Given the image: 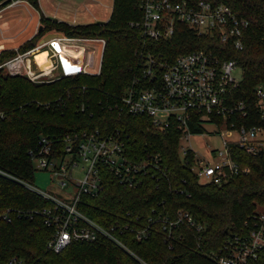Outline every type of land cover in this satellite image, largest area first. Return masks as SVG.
<instances>
[{"label": "trees", "instance_id": "1", "mask_svg": "<svg viewBox=\"0 0 264 264\" xmlns=\"http://www.w3.org/2000/svg\"><path fill=\"white\" fill-rule=\"evenodd\" d=\"M143 1L114 0V10L105 24L70 25L42 18L37 37L55 31L65 37L107 40L99 77L34 85L24 77L0 72V113L9 117L2 124L0 169L19 180L33 185L36 168L31 152L43 135L64 137L100 130L126 138L131 158L159 156L160 168L141 175L134 188L123 187L103 168V190L96 196L83 195L78 207L103 227L114 222L122 228L131 224L134 232L125 231L120 240L133 255L103 238L95 243H72L60 253L48 250L52 231L43 220L38 216L19 218L15 211L42 209L50 202L24 185L0 177V212L12 211L11 223L0 220V264L14 257L27 264H216L212 253H218L228 238L246 234L245 224L259 208L264 209V150L248 155L233 145L234 159L250 173L236 175L223 185L201 184L192 170V156H181L180 131L175 127L157 131L148 117L115 109L134 77L139 51L145 44L141 31L130 25L142 19ZM207 1L228 5L250 22L243 50L223 43L217 35L198 37L184 24H178L170 44L146 42V46L172 58L204 49L222 60H235L243 73L237 94L247 100L264 84V0ZM36 38L24 49L35 46ZM12 55L5 53V57ZM192 130L195 134L203 132L193 126ZM179 212L188 213L196 225L183 221L169 226L167 220L177 221ZM197 226L203 230L198 231ZM148 227L150 234L137 240L136 230ZM255 264H264V252Z\"/></svg>", "mask_w": 264, "mask_h": 264}, {"label": "built area", "instance_id": "2", "mask_svg": "<svg viewBox=\"0 0 264 264\" xmlns=\"http://www.w3.org/2000/svg\"><path fill=\"white\" fill-rule=\"evenodd\" d=\"M8 1L9 5L0 12L22 6L31 17L33 12L38 14L39 23L33 39L36 38L45 17L40 0ZM141 8L142 19L130 25L141 31L145 44L139 51L134 77L115 109L131 116L148 117L157 131L165 132L171 127L180 131L181 156H192V170L200 179L205 178L206 184L223 185L236 175L249 174L250 169L242 168L234 159L232 147L237 145L248 155H257L264 150V84L256 87L252 97L241 100L237 94L241 82L234 74L240 66L235 60H222L204 49L172 58L160 50L147 48L146 42L168 45L177 34L178 24H184L198 37L217 35L223 43H232L236 50L241 51L250 22L239 17L230 6L214 5L207 0H144ZM0 34H3L1 28ZM95 44L99 48L94 52L90 46ZM106 47L107 40L101 37H65L57 33V36L44 38L29 49H24L23 45L11 50V57H5L6 51L0 52V72L10 77H24L34 85L85 76L99 77ZM41 55L45 56L46 68L39 63ZM7 120L8 115L0 113V136L2 124ZM210 123L224 127L229 135L239 134L234 141L223 140V150L216 154L219 161L214 164L197 154L191 144L190 147L182 144L190 143L195 134L192 126L200 128L203 131L200 134H203L204 126ZM127 147L126 138L100 130L75 136H40L37 148L31 152L35 168L52 172L61 191L74 182L76 193L69 203L0 169L1 178L20 183L50 202L42 209L16 210L15 214L19 218L40 217L46 228L52 231L47 249L54 253L62 252L72 243H95L103 238L133 255L120 240V235L125 231L134 232L131 224L122 228L119 222H114L103 227L78 209L83 195L96 196L103 190L100 176L103 168L117 177L125 188L136 187L141 175L152 168H160L159 156L131 158ZM80 166L84 176L76 180L70 172ZM0 220L11 223L12 211L0 212ZM183 221L191 226L196 225L185 212L178 213L177 221L167 220L169 226ZM245 226L246 234L228 238L218 253H212L211 258L216 264H255L258 261L264 252V211H257ZM197 230H203V226H197ZM149 234L150 227L136 230L137 240ZM5 264L27 263L14 257Z\"/></svg>", "mask_w": 264, "mask_h": 264}, {"label": "rangeland", "instance_id": "3", "mask_svg": "<svg viewBox=\"0 0 264 264\" xmlns=\"http://www.w3.org/2000/svg\"><path fill=\"white\" fill-rule=\"evenodd\" d=\"M8 0H0V9H3L2 5L6 3ZM86 0H40V8L41 11L43 12L45 17L52 18V15L58 11L63 10L65 5L71 3H75V8L77 12L73 11L72 15L76 13H80L79 17V24L82 25H88V24H95V23H106L110 20L112 12H113V1L112 0H89L87 1L88 3L85 2ZM94 1H97L96 4H94ZM100 1V2H99ZM92 5L93 8V16L89 15L86 7H90ZM22 7V6H19ZM23 9L21 10L20 8H17V10H9L7 11L8 14H13L18 12L21 14L16 21L12 22L10 26L14 25V29L12 31H5L3 30V34H0V52L4 48H11L15 47L19 48L22 44L25 42H28L32 36L35 34L34 31L37 29V20L39 22V16H35L34 14V19L31 22V25L28 29V31L21 35L18 34V32L24 28L29 21L31 20L30 16L27 14V10L22 7ZM91 8V7H90ZM2 11V10H1ZM86 13L87 16L84 15ZM9 24L5 25L3 28L6 29ZM7 30V29H6ZM20 33V32H19ZM18 34V37H14L15 35ZM35 36V35H34ZM5 37V38H4ZM10 39H6L9 38ZM44 39V36H39L35 39L34 45L39 44L42 40ZM6 41V42H5ZM99 48L98 44L90 46V49L92 51H96ZM95 56V55H94ZM93 56V57H94ZM236 78L242 82L243 78V73L241 68H237L236 71L234 72ZM164 118V116H162ZM239 138L238 133H234L233 135H229V132L224 128H219L213 124H206L204 126V133L203 134H193L190 140V143L183 142L182 144L185 146L190 147V144L193 148V150L205 157L210 163L214 164L219 161V157L216 155L220 150H223V140L226 141H234ZM215 153V155H214ZM81 167L77 168L76 170H73L70 172L72 176L76 180H81L84 176V174L81 171ZM35 181L33 185L38 188L39 190L46 192L58 199L64 200L66 202H71L70 198L74 196L76 193V188L74 187V182H70L69 186L64 190L61 191L60 188L57 185V179L54 177L52 172L49 171H42V170H37L35 172ZM207 180L205 178L200 179L201 184H206ZM261 210V208H259ZM258 210V211H259ZM264 211V209L262 210Z\"/></svg>", "mask_w": 264, "mask_h": 264}, {"label": "crops", "instance_id": "4", "mask_svg": "<svg viewBox=\"0 0 264 264\" xmlns=\"http://www.w3.org/2000/svg\"><path fill=\"white\" fill-rule=\"evenodd\" d=\"M69 1H72V0H69ZM88 0H86L85 2L86 3H88L87 2ZM91 0H89V2H90ZM113 1V0H112ZM100 2V1H99ZM97 3V1H94V4H96ZM65 8L63 9V10H61L60 9V11H58V12H56V13H54L53 15H52V18H50V19H52L53 21H60V22H65V23H67V24H70V25H82V24H79V15H80V13H76L75 14V18H74V15H72V12L73 11H75V12H77V10H76V8H75V3L74 4H71V3H69V4H67V5H65L64 6ZM91 7V8H90ZM90 7H86V10H87V12H88V14L89 15H91V16H93V8L94 7H92V5L90 6ZM17 8H20L21 10L23 9L22 7H12V8H7V9H5V10H3V11H1L0 12V28L2 29V30H4L5 31V33L7 32V31H12L13 29H14V25L13 26H10V24L12 23V22H14V21H16V19L22 14H19L18 12H16V13H13L12 15L11 14H8L7 13V11H9V10H17ZM24 10V9H23ZM25 11V10H24ZM27 12V11H26ZM84 13V15L85 16H87L86 15V13L85 12H83ZM27 14L29 15V13L27 12ZM34 14H35V16H37V18H38V14L36 13V12H33L32 13V17L30 16V18H31V20L29 21V23L24 27V28H22L19 32H18V34H21V35H23V34H25L27 31H28V29H29V27H30V25H31V22H32V20L34 19ZM79 14V15H78ZM81 16V15H80ZM46 18H49V17H46ZM13 20V21H12ZM10 21H12V22H10ZM38 20H37V25H38ZM7 24H9L8 25V27L6 28V29H4L3 27L5 26V25H7ZM42 29V27H40V30ZM34 33H35V31H34ZM18 34L17 35H15L14 37H12V39L13 38H15V37H18ZM50 34H57L55 31H52V32H50V33H48L47 35H45L44 36V38H46L48 35H50ZM35 35V34H34ZM34 35L32 36V38L29 40V41H31L32 39H33V37H34ZM5 38V37H4ZM11 37H9V38H6L7 40L8 39H10ZM12 39H10V40H12ZM28 41V42H29ZM6 42V41H5ZM28 42H25L24 44H22L21 46H23V45H25L26 43H28ZM20 47V46H19ZM15 47H11V48H4L1 52H10L11 50H13Z\"/></svg>", "mask_w": 264, "mask_h": 264}, {"label": "bare ground", "instance_id": "5", "mask_svg": "<svg viewBox=\"0 0 264 264\" xmlns=\"http://www.w3.org/2000/svg\"><path fill=\"white\" fill-rule=\"evenodd\" d=\"M44 57H45L44 55H41L39 57V63H40V65H41L42 68H46L47 65H48L47 62L44 61Z\"/></svg>", "mask_w": 264, "mask_h": 264}, {"label": "water", "instance_id": "6", "mask_svg": "<svg viewBox=\"0 0 264 264\" xmlns=\"http://www.w3.org/2000/svg\"><path fill=\"white\" fill-rule=\"evenodd\" d=\"M106 23H107V22H106ZM101 24H105V23H101ZM54 36H57V34H50V35H48L46 38L54 37Z\"/></svg>", "mask_w": 264, "mask_h": 264}]
</instances>
